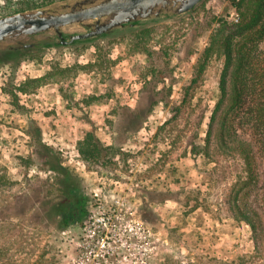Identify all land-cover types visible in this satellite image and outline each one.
Wrapping results in <instances>:
<instances>
[{
  "label": "rangeland",
  "instance_id": "1",
  "mask_svg": "<svg viewBox=\"0 0 264 264\" xmlns=\"http://www.w3.org/2000/svg\"><path fill=\"white\" fill-rule=\"evenodd\" d=\"M68 1L19 9V0H0V16ZM232 2L201 0L76 42L63 43L53 31L0 42V50L57 42L18 63L0 62V264H94L92 256L82 262L77 247L86 216L63 224L64 169L79 182L87 211L97 210L95 192L104 210L119 205L101 264H259L250 225L229 207L242 161L218 144L213 117L224 57H201L222 20L224 36L239 21ZM253 52L248 69L264 79V38ZM87 131L113 146L104 163L82 159L78 142ZM238 132L249 134L246 125ZM260 169L264 188V159Z\"/></svg>",
  "mask_w": 264,
  "mask_h": 264
},
{
  "label": "trees",
  "instance_id": "2",
  "mask_svg": "<svg viewBox=\"0 0 264 264\" xmlns=\"http://www.w3.org/2000/svg\"><path fill=\"white\" fill-rule=\"evenodd\" d=\"M19 2L22 3L19 9H24L41 5L45 0H19ZM232 3L240 17L239 21L233 22L230 33L224 36L221 32H224L223 25L226 21L222 20L221 28H218L201 57L205 61L214 53H220L224 57V70L219 84L220 98L213 109V117H217L219 121L218 144L225 150L238 153L242 161V173L237 176L232 186L229 207L236 219L250 225L254 245L253 261L264 264V188L261 187L263 183H261L260 169L261 161L264 159V79L248 69L257 56L253 51L264 38V0H233ZM87 38L74 39L72 42ZM56 43L44 39L5 47L0 50V62L18 63L21 59L34 56L42 49ZM203 69L204 62L199 72ZM248 75H251L250 83H248ZM151 77L156 80L152 81L153 84L149 89L154 90L158 80L156 73ZM157 100L155 97L151 98L147 105L138 110L139 113L134 119V128L140 126L142 119L150 112ZM239 113L243 119L237 123L236 121H240V118H236ZM240 125H246L248 135L238 132ZM113 149L111 145L102 144L92 131H87L78 142L79 153L89 164L104 163L106 159H103V156L111 154ZM61 163L57 157L55 165L51 167L57 171L62 168ZM62 173L64 176L59 185L63 195L66 196L63 205L67 206V209L64 207L66 214L63 217V224L68 225L73 214L77 215L73 218L76 222L86 214L87 199L83 193L76 192L79 182L72 183L70 170L64 169ZM3 179L4 176H1V183Z\"/></svg>",
  "mask_w": 264,
  "mask_h": 264
},
{
  "label": "water",
  "instance_id": "3",
  "mask_svg": "<svg viewBox=\"0 0 264 264\" xmlns=\"http://www.w3.org/2000/svg\"><path fill=\"white\" fill-rule=\"evenodd\" d=\"M201 0H70L53 7L25 9L0 16V42L53 31L59 41L71 42L116 27L165 14H179ZM84 29L67 33L68 26ZM68 34V38H64Z\"/></svg>",
  "mask_w": 264,
  "mask_h": 264
},
{
  "label": "built area",
  "instance_id": "4",
  "mask_svg": "<svg viewBox=\"0 0 264 264\" xmlns=\"http://www.w3.org/2000/svg\"><path fill=\"white\" fill-rule=\"evenodd\" d=\"M235 19H238V13L235 12ZM95 202L97 203V210L89 209L85 216L86 220L83 221L81 231V238L77 241V247L81 252L79 258L82 262L86 263L91 258L92 263L101 264L99 259L100 255H104L100 251H106V241L109 233L116 234L115 219L121 215L116 210L119 205L112 204L113 209L104 210V200L95 192ZM118 200H115V203ZM126 214V213H125ZM133 227V224L130 225Z\"/></svg>",
  "mask_w": 264,
  "mask_h": 264
},
{
  "label": "flooded vegetation",
  "instance_id": "5",
  "mask_svg": "<svg viewBox=\"0 0 264 264\" xmlns=\"http://www.w3.org/2000/svg\"><path fill=\"white\" fill-rule=\"evenodd\" d=\"M69 36H68V34H64V38H68Z\"/></svg>",
  "mask_w": 264,
  "mask_h": 264
}]
</instances>
